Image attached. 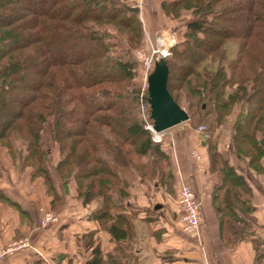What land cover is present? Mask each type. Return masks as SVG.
<instances>
[{
	"label": "trees",
	"instance_id": "1",
	"mask_svg": "<svg viewBox=\"0 0 264 264\" xmlns=\"http://www.w3.org/2000/svg\"><path fill=\"white\" fill-rule=\"evenodd\" d=\"M161 9L173 20L192 16L162 61L173 100L206 127L212 206L233 248L254 234V194L216 135L235 116L234 157L264 173V0H161ZM142 44L139 9L125 0H0V147L42 181L51 211L72 181L85 208L97 202L91 219L115 247L104 253L98 232L87 234L86 264H117L136 222L154 220L130 207L137 182L171 192L177 181L169 166L181 139L154 143L141 117L134 53ZM148 119L154 124L150 110ZM47 131L57 153L44 143Z\"/></svg>",
	"mask_w": 264,
	"mask_h": 264
},
{
	"label": "crops",
	"instance_id": "2",
	"mask_svg": "<svg viewBox=\"0 0 264 264\" xmlns=\"http://www.w3.org/2000/svg\"><path fill=\"white\" fill-rule=\"evenodd\" d=\"M16 149L25 152L26 146L23 144L22 150L16 145ZM200 152L204 158L201 165L196 161L187 164L188 154L178 150L173 166L178 181H174L175 188L182 180L190 183L201 202L200 239H190L183 230L177 189L172 195L157 184L137 182L130 207L139 212L140 219L151 215L154 220L136 222L135 236L124 244L128 256L117 264H264V173L245 176L254 194V234L250 240L228 248L219 235L212 206L214 177L209 171L207 150L202 146ZM18 165L0 147V249L23 237L30 238L34 249L11 255L3 264H86L92 249H87L82 239L93 231L98 232L97 243L104 253L114 249V242L91 219L98 204L85 208L76 197L74 181L68 186L69 192L60 189L63 207L55 212V222L42 231V210H51V198L42 181L32 180L31 170L21 171ZM53 176L59 187V179ZM39 249L44 256H40Z\"/></svg>",
	"mask_w": 264,
	"mask_h": 264
},
{
	"label": "rangeland",
	"instance_id": "3",
	"mask_svg": "<svg viewBox=\"0 0 264 264\" xmlns=\"http://www.w3.org/2000/svg\"><path fill=\"white\" fill-rule=\"evenodd\" d=\"M125 1L129 5L139 9L140 19H141V23L143 27L142 47L140 50L134 53V57L139 63L138 76L135 81V84H136V87L139 90H141V93H140V96H141L145 92V90H148L147 80L152 72L151 71L150 73H146V70L143 64V59L144 58L149 59L153 64L152 70H154L158 62H162L164 58L169 57L171 47L174 46L176 43L182 41V34L186 31V26L191 21L192 16L190 14H184L181 21L171 19L169 16H166L164 12L162 11L161 0H125ZM228 49H229V58L231 59L235 56L237 50L232 45H229ZM182 109H184L186 112L188 111L185 108H182ZM235 118H236L235 116L229 118L228 124L223 129L218 131V134L216 135L217 141H218V147L224 154L229 155L232 165L235 166V168L239 172H241L242 175L247 176V177H252V175H258L247 168L246 161L239 160L234 157L235 155L233 154L231 141H232V136L234 134L232 131V126L235 121ZM205 128L206 127L203 124L199 126H195L190 121V118H189V121H187L186 123H183L179 126H176L172 129L167 130L166 132H170V134L166 138L170 140L172 145L174 144L175 139L183 140V141L180 140L179 142V148H180L179 150L181 151L184 150L185 153L188 154L187 164H189V163L196 161V159L193 157V153L200 154V156L202 155L200 152V149L202 147L201 143L203 142V138L201 135L204 134V132L206 131ZM48 129L50 130V128ZM50 138H51V131H47L46 139L44 143L46 147L53 148L55 153H57L56 147L55 145L52 144V141L50 140ZM15 143L19 148L23 150V144L17 143V142ZM56 157L58 158L57 155ZM196 162L199 165L202 164V161L200 162L196 161ZM173 166H175V160H173L171 163V166H169V170L171 174H173ZM18 167L20 169V165H18ZM174 169L176 172L175 167ZM245 170H247V172H249L250 174L246 173ZM174 181H173V188L171 187L172 191L169 192L165 190L167 193L169 192L172 195L176 193ZM188 184L192 187L190 183ZM152 185H155V184H152ZM44 191H46L45 187H44ZM178 194H179L178 195V204H179V200H180L179 190H178ZM94 205H97V202H95ZM42 211L43 213L41 215L39 224H40L41 230L43 231V230H46L48 226L52 225L55 222L56 218L54 215L55 212L51 211L50 209L49 211H47V209L42 210ZM186 236L188 237V235ZM88 241H89L88 238L83 237L82 242L85 247H87L86 243H88ZM33 247L34 246L32 245L29 237L17 238V239L12 240L9 244H7L5 247L0 249V254H2L6 250L8 252V254L4 256L0 264H3V262L9 256L14 255L19 252H23ZM38 251H39L40 256L42 257L43 251H41L40 249Z\"/></svg>",
	"mask_w": 264,
	"mask_h": 264
},
{
	"label": "built area",
	"instance_id": "4",
	"mask_svg": "<svg viewBox=\"0 0 264 264\" xmlns=\"http://www.w3.org/2000/svg\"><path fill=\"white\" fill-rule=\"evenodd\" d=\"M143 64L146 73H150L153 69L152 62L149 59L144 58ZM140 108L141 117L145 122L144 128L151 133L152 141L156 144L163 143L170 132H156L154 130V124L151 123L148 119L150 105L149 102L147 103L144 101L143 94L141 95ZM201 136L203 138V134ZM193 157L198 162L202 161L200 154L193 153ZM179 205L181 211V222L185 234L188 235V237L192 240H199L201 224L203 222L201 202L199 201V198L193 188L183 180L181 181L180 187ZM261 209L264 211V204L261 206ZM6 254H8L7 250L0 254V262Z\"/></svg>",
	"mask_w": 264,
	"mask_h": 264
},
{
	"label": "water",
	"instance_id": "5",
	"mask_svg": "<svg viewBox=\"0 0 264 264\" xmlns=\"http://www.w3.org/2000/svg\"><path fill=\"white\" fill-rule=\"evenodd\" d=\"M169 70L165 62H158L148 77L149 105L154 130L164 132L189 121L188 113L173 100L168 91Z\"/></svg>",
	"mask_w": 264,
	"mask_h": 264
}]
</instances>
